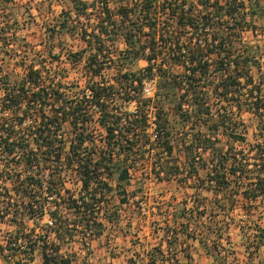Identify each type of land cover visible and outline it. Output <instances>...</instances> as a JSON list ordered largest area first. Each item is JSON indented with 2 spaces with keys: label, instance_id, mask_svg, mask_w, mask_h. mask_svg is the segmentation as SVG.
Here are the masks:
<instances>
[{
  "label": "trees",
  "instance_id": "16d2710c",
  "mask_svg": "<svg viewBox=\"0 0 264 264\" xmlns=\"http://www.w3.org/2000/svg\"><path fill=\"white\" fill-rule=\"evenodd\" d=\"M13 1L0 0V5ZM71 3L73 11H62L55 25L46 28L50 41L56 35L60 38L62 32L78 33L92 51L84 64L87 80L79 92H73L71 101L62 103V81L51 79L49 86L42 85L40 64L20 62L25 75L17 85H11L0 66V110L13 114L0 118V165L4 167L0 169V198H11L0 207V223L7 213L17 228L5 244H0V259L6 264H33L38 256L40 264H75L76 255L62 252L61 246L76 239L89 254L91 241L104 235L108 226L120 227L121 205L126 202L124 184L136 170L138 157L153 156L148 175L154 174L160 181L176 178L182 183L185 178L177 177L184 173L186 163L189 178H196L200 168L206 170L202 181L209 188L231 192L234 184L247 176L245 189L233 194L264 197V146L259 144L251 163L247 156L238 158L233 152L247 140L238 123L243 111L263 124L259 134L264 141V49L244 43L242 36L245 30L256 32L257 15L264 19V0ZM71 13L85 18L87 24L70 27ZM120 39L123 49L116 48ZM86 52L71 51L68 57L75 62ZM52 57L60 58L58 54ZM141 59L147 64L134 69ZM107 66L117 73L115 83L103 77ZM149 80L155 81L154 96L144 97L142 88ZM116 83L125 96L122 99L136 104L135 112L121 111L115 103L121 93ZM73 85L68 89L78 87ZM49 97L52 100L47 101ZM168 103L182 120L185 135L173 136L176 128L169 118ZM28 113L32 118L26 125ZM148 114L155 118L154 138L148 132ZM65 122L73 134L66 151ZM83 148L88 150L81 154ZM176 150L183 154L185 163L174 156ZM205 154L208 159L201 162ZM250 165L253 168L249 169ZM68 179L74 188L66 186ZM233 194L228 195L229 200ZM50 199L53 206H49ZM172 205L159 207L163 219L157 220L162 222L156 230L170 240L145 253L148 264L163 263L174 247L179 232L171 228L177 226L176 214L168 213ZM45 215L52 225L38 236L34 235L35 227L25 232V220L38 224ZM171 218L173 224L169 223ZM189 227L187 223L180 225L187 238L197 239ZM263 237L259 236L260 241ZM212 247L218 250V244Z\"/></svg>",
  "mask_w": 264,
  "mask_h": 264
},
{
  "label": "rangeland",
  "instance_id": "374dc122",
  "mask_svg": "<svg viewBox=\"0 0 264 264\" xmlns=\"http://www.w3.org/2000/svg\"><path fill=\"white\" fill-rule=\"evenodd\" d=\"M87 1L91 2L92 0ZM62 11H73L71 0H14L13 3L0 5V28L4 27V30L0 29V66L3 72L8 74L11 85H17L24 79L25 75L24 67L20 65V62L28 65L35 64L36 66L40 64L44 80L42 85L49 86L51 79L62 81V88L60 90L64 92L62 95L63 103L64 101H71L74 98L73 92H79V89L84 86L87 80L84 64L86 57L92 51L88 50L86 43L82 41L78 33L70 35L62 32L60 38L56 35L52 41L47 39L46 28H51L55 25L54 20ZM71 16L70 27L75 25L80 26L81 23L87 24L85 18L81 17L78 19L72 13ZM158 17L162 20L161 15ZM254 24L257 27L256 32L253 33L250 29L245 30L242 35L243 42L252 45L259 44L264 49V19L257 15ZM3 42H6V45ZM124 46L121 39L117 41L116 48L123 49ZM86 49L88 50L87 52L84 51ZM81 50L86 53H81L80 60L74 62L73 58L68 57L71 51L78 52ZM53 54H58L60 56L59 60H54ZM112 54L114 58L117 57V53ZM146 64L147 62L141 59L134 69L143 68ZM261 67L264 72V57L261 58ZM175 71L179 70L175 69ZM103 77L107 78L110 83H115L114 77H117V73L113 68H108L107 66L103 71ZM72 83L74 84L73 87L75 84L78 87L76 89H68V86ZM154 86L155 81H146L144 88H142L144 95L151 96ZM117 87L118 91H121V95L119 94V98H117L115 103L121 108L120 110L124 112L135 110L136 104L132 102L128 103L125 99H122L125 96L122 94V89L118 85ZM2 98L3 93H0V101ZM46 100L50 101L52 99L49 97ZM32 106L37 108V104ZM170 106L172 105L168 103L167 107L170 110L169 118L172 120L173 128H176L173 136H181L186 129L182 125V120L173 114ZM22 110L23 108L21 107V113ZM152 110H154L153 107ZM12 115L11 112L7 113L6 111L3 113L0 110V118L11 117ZM28 117L29 119L25 120L26 125L29 124L30 118H32L30 117V113H28ZM238 121L240 127L245 130L247 140L245 143L236 146L233 152L238 158H245L247 156L251 163L252 160L250 158L255 153H258V146H264V141L259 134L263 132L261 130L263 124L259 122V119L255 115L248 111H243ZM180 132L183 134H180ZM153 133V130L149 131L150 137L153 136ZM72 137L71 126L68 122H65L63 134L64 151L69 148L70 138ZM261 148L264 149V147ZM141 151L145 152L146 148L143 147ZM174 156L185 163V158L181 152L176 150ZM152 157H138L136 170L132 173L133 180L124 184V187H126L125 195L129 194L131 196L132 193L137 194V198L143 202L146 212L141 215L137 208L138 205L134 202L130 205L133 206L132 209H126L127 207L122 208L121 227H118V229L108 227L104 235L91 241L89 254H87L85 249L81 248V243L77 241L78 239L72 243L61 244L62 252L75 254L77 258L75 264H128V257L131 256V252L132 255H136L137 249L142 245L147 249L149 244L155 242H158L157 244L162 243V232L159 231V234L155 235L162 221H157L156 215H152L148 210L150 211L155 205L165 207L166 204L172 203V210L168 213L176 214V227L180 228V225L187 223L195 231L198 241L207 249L210 248L208 251L215 257L214 264H247L249 260L244 261L242 259L244 263L241 261V258L245 256L242 255L244 253L242 250L249 257L256 258L260 255L259 260L261 261L256 264L264 262V253L257 252L258 245H264V237L262 241L259 239V236H264V197L259 196L256 199H251L241 196L240 192L233 194L237 189L239 191L245 189L244 182L249 177L244 176V179L238 178L239 180L236 184L241 185V187H236V184H234L235 188L231 192H229L230 190L219 192L213 186L209 188L208 184H204L202 181L206 174L205 169L200 168L199 175L196 178L187 177V164L185 163L182 167L184 168V173L177 177L180 179L185 178L182 183L177 181L176 178L168 182L164 180L151 181L148 173L152 169ZM201 158L200 161L203 162L202 160L208 159V154L203 155ZM3 168L0 165V169ZM251 168H253L252 165L249 166V169ZM6 173V171L3 172L4 175ZM8 186L11 189V185L8 184ZM66 186L70 188L75 187V185H72V182H67ZM232 194L233 204L231 205L230 202L232 200L228 199V195L231 196ZM224 196L226 198L223 199ZM115 197L118 200L117 194H115ZM7 199L11 198H0L1 208H4L6 205ZM48 202L49 206H53L51 199ZM154 202H158V204ZM162 210L164 211L165 209L162 208ZM153 211L157 212V209ZM11 218L6 213L5 219L0 223V244H5L9 234L17 229L11 223ZM48 221L47 215L38 221V224L25 220V232H29L31 228L35 227L34 235L38 236L49 225ZM154 221L157 224L153 223ZM169 223L173 224L172 218ZM181 230L180 228L178 232H181ZM215 231H219L221 234H216ZM75 235L78 236V232ZM153 239L154 241H151ZM213 243L218 244L217 251L213 250ZM132 245H135L134 248ZM134 249L136 251H133ZM5 252L7 253L8 251ZM0 264H6L5 260L1 258ZM12 264H15V262L13 261ZM33 264H40L38 256H36ZM166 264L173 263L168 262Z\"/></svg>",
  "mask_w": 264,
  "mask_h": 264
},
{
  "label": "crops",
  "instance_id": "0c3cea01",
  "mask_svg": "<svg viewBox=\"0 0 264 264\" xmlns=\"http://www.w3.org/2000/svg\"><path fill=\"white\" fill-rule=\"evenodd\" d=\"M176 230H179L178 227H176ZM189 230H192L191 227H189ZM159 233H156L155 235H158ZM162 234V233H161ZM163 236V234H162ZM177 237V239L174 240L173 242V246L172 248H170L169 253H167L165 255V259L163 260V263L166 264L168 262L171 263H175V264H180V263H184V264H214V259L215 257L210 253V251H208V249L203 246V244H201L198 239H192V238H187L185 233L179 232L177 235H175ZM168 240H170L169 238H166ZM165 237L163 236V240H162V244L165 246V242H166ZM151 241H154L151 240ZM158 242L149 244V246L147 247V249L145 248L144 245H142L141 247H139L137 249V252H140L143 258L142 261L146 264V255H144L146 252L149 251V248H152L155 244H157ZM143 244V243H142ZM135 245H132V247L134 248ZM242 248V247H241ZM257 252H263L264 253V245H258L257 247ZM133 251H136L135 249ZM136 252V253H137ZM174 255H172V253H174ZM242 255L243 258H241L242 263H244V261H248L247 264H256L258 262H260L261 260H259L260 255H258L256 258L254 257H249L245 254V251L242 250ZM132 252H131V256L128 257V264H132ZM248 258V259H247ZM244 261H243V260ZM239 261V260H237ZM262 264H264V262L262 261Z\"/></svg>",
  "mask_w": 264,
  "mask_h": 264
},
{
  "label": "built area",
  "instance_id": "2783aa9c",
  "mask_svg": "<svg viewBox=\"0 0 264 264\" xmlns=\"http://www.w3.org/2000/svg\"><path fill=\"white\" fill-rule=\"evenodd\" d=\"M147 82H153L152 80H149V81H147ZM145 84H146V81L144 82V86H145ZM144 86H143V88H144ZM154 92H155V86H154V88H153V93H152V95L151 96H145L144 95V93H143V96L144 97H153L154 96ZM151 110H152V107H151ZM132 112H135L134 110H132ZM131 112V113H132ZM148 116H149V124H150V126H149V128H148V132L149 131H151V130H153L154 129V122H153V120H155V118H154V116L152 115V114H148ZM101 131V133H103L102 132V130H100ZM154 131V130H153ZM98 133V132H97ZM155 133V132H154ZM154 133H153V136L151 137V138H154ZM181 133V132H180ZM86 145V144H85ZM86 150H88V148H83V149H81V154H83V153H85V151ZM91 151V150H90ZM156 166H157V164H155ZM152 167H153V165H152ZM157 168V167H156ZM147 173V172H146ZM161 174H163V173H161ZM154 177V178H153ZM133 175L131 174V176H130V180H129V182H131L133 179ZM150 178H151V181L152 180H155V181H157V180H159V179H157V177L154 175V174H152V175H150ZM163 181V180H162ZM67 182H71L69 179L67 180ZM79 186V183L77 182V187ZM134 199H136V200H134ZM136 203L138 206H137V208H138V211H139V213L142 215L143 213H145L146 212V210H145V207L143 206L144 204H143V202L142 201H139L138 200V198H137V194H132L131 196H129V194H127L126 195V202H124L122 205H121V210H120V213H122V208H125V207H127L126 209H132V207L133 206H130L132 203ZM154 203H157L158 204V202H154ZM155 209H157V212H155V211H153V210H155ZM152 210V211H151ZM151 210L149 211L148 210V212H150V213H152V215L153 214H155L156 215V220H158L159 218L161 219L162 217H163V215H161V214H159V207L158 206H153L152 208H151ZM122 216V215H121ZM121 216H120V218H121ZM121 222H122V219H121ZM153 223H155V222H153ZM48 224L49 225H52L51 224V222H50V220L48 221ZM121 224V223H120ZM108 227H111V226H108ZM121 227V226H120ZM171 228L173 229H175L176 228V226H171ZM177 229V228H176ZM170 235H171V233H170ZM170 236H168L167 238H169ZM139 252H137L136 253V255H133L132 256V261H134V263L133 264H142V263H144L143 261H142V256H140V255H142L141 253L139 254ZM144 255H146V254H144ZM146 259H147V261H146V264H148V256H146ZM157 263H159L158 261H157Z\"/></svg>",
  "mask_w": 264,
  "mask_h": 264
}]
</instances>
